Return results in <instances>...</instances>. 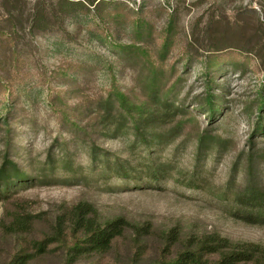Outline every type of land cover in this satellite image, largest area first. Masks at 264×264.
Wrapping results in <instances>:
<instances>
[{
  "label": "rangeland",
  "instance_id": "374dc122",
  "mask_svg": "<svg viewBox=\"0 0 264 264\" xmlns=\"http://www.w3.org/2000/svg\"><path fill=\"white\" fill-rule=\"evenodd\" d=\"M45 1L52 9L47 15L49 31L33 36L28 32L27 19L36 0H0V30L9 29L4 19L14 8L10 20L19 29L16 50L27 59L24 68L10 74L15 78L14 95H19L26 105L24 112L29 120L28 123L20 120L16 126L20 133L17 142L27 155L20 160L22 163L29 161L27 151L31 148L32 159L41 169L52 143L57 138L68 139L58 129L56 114L47 102L48 95L54 97L61 91V72L71 73L68 79L78 77L82 84L83 76L73 71L92 67L85 91L93 95L103 93L113 83L123 91L132 90L136 70L118 58L119 47L135 41L136 22H141L149 28L147 32L143 30L144 34L152 33L143 44L153 60L159 62L155 51L163 39L167 18L176 11L175 47L165 66L176 70L169 83L179 84L176 101L189 109L195 106L197 97L204 92L203 59L209 50L230 48L241 63V72L225 66L217 74L216 85L225 90L229 107L224 117L217 115L216 121L211 122L203 112L192 110L202 129L228 143L224 147L213 146L199 163L206 175L202 186L205 191L189 189L177 178L180 169L193 171L196 167L194 145L190 141L177 139L159 153L175 167L172 174L156 183L139 182L140 188L122 179H113L105 185L104 179L98 178L99 172L91 170L86 153L79 152L75 162L84 168L72 178H69L72 174L60 168L56 180L25 187L10 202L0 200V225L9 222L7 212L18 207L20 212L35 215L30 236L34 239L50 233L56 218L81 202L95 206L102 219L122 217L128 222L127 230L116 240L112 251L78 259L76 264H149L163 255L166 241L171 237L167 252L170 256L190 240L211 236L225 238L238 246L264 247V226L243 222L234 214L237 206L231 209L232 204L218 201L214 196L228 180L239 154L245 163L252 150H264V132L254 136L258 122L264 120V111L258 107L264 99V0H118V5L108 10L126 8L117 25L101 16L99 19L94 13L79 12L65 17L57 5L60 0ZM10 50L0 48L1 54H9ZM0 75L8 73L0 72ZM33 121L37 123L34 130ZM98 143L113 154L131 156L127 151L130 141L123 137L102 139ZM2 147L0 142V154L4 151ZM259 172L264 178V164ZM82 174L86 180L80 181ZM241 178L240 173L238 181ZM212 188V192L207 191ZM5 233L0 231V264H10L20 245L18 234ZM50 249V253L28 264H66V250L62 246L55 243Z\"/></svg>",
  "mask_w": 264,
  "mask_h": 264
},
{
  "label": "trees",
  "instance_id": "16d2710c",
  "mask_svg": "<svg viewBox=\"0 0 264 264\" xmlns=\"http://www.w3.org/2000/svg\"><path fill=\"white\" fill-rule=\"evenodd\" d=\"M116 2L118 0H60L57 5L65 17L79 12L94 13L99 19L101 16L106 22L117 25V19L124 14L126 8H116L115 12H109V9L118 5ZM48 5L45 0H36L27 19L29 34L35 36L48 33L47 15L52 10ZM177 13H171L167 18L163 39L155 51L159 62L153 60L152 54L143 44L145 38L152 33L144 34L143 30L147 32L149 28L141 22H136L137 41L119 47L118 58L129 68L136 70L135 88L130 91H123L113 83L103 93L93 95L86 92L93 70L90 66L78 67L77 72L73 71V74L83 76L82 84L78 77L68 79L71 73L56 71L62 73L61 91L54 97L48 95L47 102L56 114L58 129L68 139L60 141L57 138L52 143L40 169L37 168L35 159H32L31 148L27 151L29 161H20L27 155L17 142L20 133H17L16 126L20 120H24L23 123H28L29 120L24 112L26 105L19 95H14L15 88L12 85L15 78L10 74L24 68L27 59L22 52L16 50L20 40L19 29L10 20L14 15V8L8 11L4 22L8 23L9 29L0 30V48L11 49L9 54L0 52V72L8 73L6 76L0 75V142L4 149L0 154V200L10 202L25 187L56 180L55 176L60 168L72 174L69 177L72 178L84 168L75 162V155L79 152L86 153L91 170L99 172L98 178L104 179L105 185H109L113 179L132 182L135 188H140L138 184L144 180L159 182L171 175L175 168L171 161L161 157L159 153H163L177 139L190 141L194 145L196 161L193 171L180 169L177 171V178L189 189H202L206 175L199 163L213 146L224 147L228 142L221 136L202 129L198 116L192 110L203 112L211 122L216 121L217 115L224 117L223 114L229 107L226 106L225 90L216 85L217 74L225 66L241 72V63L230 48L209 50L210 53L203 59L205 88L197 97L195 106L189 109L184 103L176 101L175 94L179 84L169 85L176 70L173 66L165 69V66L175 47ZM17 16L21 17L22 14ZM217 88L221 91L218 92ZM258 107L264 111V99L258 103ZM36 124L33 121V130ZM263 132L264 120H261L254 136ZM117 137L130 141L127 151L131 152V156L113 154L98 143L102 139ZM252 148L251 146V150ZM262 164L264 150H252L245 163L243 155L239 154L231 166L228 180L214 192L216 200L232 204L231 209L237 206L234 214L249 225L264 226V178L259 172ZM240 173L242 178L238 181ZM79 178L80 181L86 180V175L82 174ZM68 182L71 183V179ZM207 191L212 192L213 188ZM7 215L10 220L0 225V231L18 234L20 238V245L10 264H28L32 259L50 253L52 249L48 248L55 243L66 250L65 263L76 264L78 259L97 257L112 251L116 240L128 228V222L122 217L102 219L95 206L81 202L59 215L50 233L31 239L35 215L27 211L20 212L18 207L7 212ZM171 239L172 237L167 239L163 255L149 264H264L263 246H238L225 238L211 236L190 240L170 256L167 252Z\"/></svg>",
  "mask_w": 264,
  "mask_h": 264
}]
</instances>
